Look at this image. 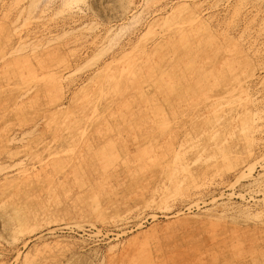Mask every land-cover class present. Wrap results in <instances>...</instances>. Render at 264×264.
<instances>
[{
    "label": "rangeland",
    "instance_id": "1",
    "mask_svg": "<svg viewBox=\"0 0 264 264\" xmlns=\"http://www.w3.org/2000/svg\"><path fill=\"white\" fill-rule=\"evenodd\" d=\"M263 76L264 0H0V264H264Z\"/></svg>",
    "mask_w": 264,
    "mask_h": 264
},
{
    "label": "bare ground",
    "instance_id": "2",
    "mask_svg": "<svg viewBox=\"0 0 264 264\" xmlns=\"http://www.w3.org/2000/svg\"><path fill=\"white\" fill-rule=\"evenodd\" d=\"M233 68V67H232ZM247 71V70H246ZM119 77V76H118ZM264 77V76H263ZM123 78V77H122ZM248 78V77H247ZM105 79V78H104ZM113 79V78H112ZM235 80H236V77L234 78ZM262 79V78H261ZM238 81V80H237ZM237 83V82H236ZM239 83H241V82H239ZM243 83V82H242ZM262 83V82H261ZM260 84V83H259ZM239 85V84H238ZM235 90V89H234ZM242 90L243 89H241V87L239 88V91H241L242 92ZM235 94V93H234ZM237 94L238 95H234V96H231V98H229V101L227 102L228 104H229V107H227V108H230V109H233L234 110V112H236V114H235V117L233 118L234 119V124L236 125V127H237V130H238V133H240V135H242V136H244V137H246V138H248L249 139V137H248V135H249V133H250V131H251V129H252V126H254L255 127V125H253V123H255V122H257V120H262V118H258V116L256 117V113H250V110L248 109V106H249V104H248V106L246 105V103L247 102H244V103H242V102H240L239 101V98H241L240 97V93L239 92H237ZM264 96V95H263ZM262 96V97H263ZM247 97V96H246ZM261 97V98H262ZM244 98V97H243ZM255 100V99H254ZM261 100V99H260ZM250 101V100H249ZM252 101V100H251ZM258 101V100H257ZM256 101V102H257ZM226 102V101H225ZM253 102V101H252ZM264 102V101H263ZM254 103V102H253ZM258 104H260V103H258ZM225 105H227V104H225ZM253 105L254 104H252V107H253ZM256 106V105H255ZM251 107V106H250ZM229 109V110H230ZM255 111V110H254ZM253 111V112H254ZM233 112V113H234ZM70 113V112H69ZM214 117L216 118H220L221 116L219 115V113L217 112V110H215L214 111ZM258 118V119H257ZM62 120V119H61ZM232 122H233V120H232ZM260 124H262V123H260ZM234 125V126H235ZM262 127H264V126H260L259 124L257 125V127L256 128H262ZM233 129L235 128V127H232ZM234 130H236V128L234 129ZM257 129H255V131H256ZM81 132H83V131H81ZM237 132V131H236ZM252 132H254V131H252ZM256 133V132H255ZM250 134H252V133H250ZM239 135V134H238ZM261 135V134H260ZM257 136V135H256ZM257 137H259V135L257 136ZM256 137V138H257ZM251 138V137H250ZM263 138V137H262ZM261 138V139H262ZM245 139V138H244ZM243 139V140H244ZM247 139V140H248ZM254 139H255V136H254ZM258 139V138H257ZM250 140V139H249ZM253 140V139H252ZM245 141V140H244ZM263 141V140H262ZM246 142V141H245ZM248 142H250V141H248ZM251 142H253V141H251ZM255 142H257V141H255ZM247 143V142H246ZM258 143H259V141H258ZM254 144V143H253ZM252 145V144H251ZM263 146V145H262ZM248 147H249V145H248ZM250 148H251V146H250ZM249 149V148H248ZM247 152V154H248V150L246 151ZM252 152V151H251ZM251 152H249V154L248 155H251ZM234 154V153H233ZM235 156V155H234ZM264 156V155H263ZM262 157V156H261ZM259 159V158H258ZM257 160V159H256ZM255 163V162H254ZM254 166V165H253ZM249 167V166H248ZM262 167V166H261ZM250 168V167H249ZM262 173V172H261ZM244 175V174H243ZM248 175H250V174H248Z\"/></svg>",
    "mask_w": 264,
    "mask_h": 264
}]
</instances>
